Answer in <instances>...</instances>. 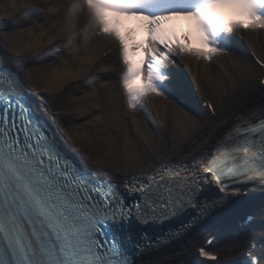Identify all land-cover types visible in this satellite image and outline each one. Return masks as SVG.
<instances>
[{
  "label": "snow or ice",
  "instance_id": "6c2138e0",
  "mask_svg": "<svg viewBox=\"0 0 264 264\" xmlns=\"http://www.w3.org/2000/svg\"><path fill=\"white\" fill-rule=\"evenodd\" d=\"M0 14L15 21H0V264H158L145 258L230 196L264 190V59H233L228 79L215 68L234 52L233 33L264 35V0H0ZM177 57L203 64L214 96L192 124L171 103ZM34 87L49 93L39 104ZM220 108L231 109L230 122L217 119ZM76 116L89 119L76 124ZM125 116L135 136L124 132ZM209 124L219 129L212 143L202 135ZM86 125L123 135H92ZM69 141L78 154L120 156L122 170L139 171L106 179L69 155ZM255 221L237 226L238 264H264ZM209 246L215 237L195 247V264H219Z\"/></svg>",
  "mask_w": 264,
  "mask_h": 264
},
{
  "label": "bare ground",
  "instance_id": "6f19581e",
  "mask_svg": "<svg viewBox=\"0 0 264 264\" xmlns=\"http://www.w3.org/2000/svg\"><path fill=\"white\" fill-rule=\"evenodd\" d=\"M0 21H3L6 24L14 25V20H4L2 14H0ZM179 23V22H178ZM129 29L132 28V25L128 26ZM17 30H19L17 28ZM234 37V52L230 54L228 57H221L215 61V68L218 70L220 76H223L225 79H228L227 73L231 72V62L233 59H248L253 60V57L250 55V51H256L261 57L264 58V35H258L256 33H245V32H237L233 33ZM112 60L116 59V49L113 46L112 52ZM138 59V57H136ZM177 64L170 68L172 73L171 83L175 89V99L171 101L172 105L175 106L179 115L182 116L189 124L198 122L206 117V111L203 108V98L204 101L206 99H214V96L210 94V92L206 88V76L205 69L202 63H199L188 57H177ZM34 67L37 71H41L40 63L34 62ZM199 73V86H198V76ZM99 76H115L114 72H97ZM104 81H101L103 83ZM139 84L140 81H137ZM117 91L115 93L117 99L115 103L119 107L121 111L124 109L123 104V95L119 90L118 85ZM197 91L201 92L203 98L200 99ZM48 92L39 90L34 87L32 89V99L36 104L40 103V96H47ZM246 105H237L238 108H244ZM151 111L150 107L148 109ZM229 110H225L220 108L218 111L217 119L222 122H230ZM42 118L48 121V124L55 128L56 125L53 120L49 119L46 113H41ZM154 115V113H153ZM89 119L88 116H76L75 122L76 124H80L81 121H87ZM132 118L130 116L124 117L123 129L130 136H135V126L131 122ZM226 126V124H225ZM148 128H153L152 123H147ZM156 127H159V124H156ZM210 131L206 133H202L207 137V142L212 143L213 137L219 131V129L214 128L211 124H209ZM85 130H90V134L92 135H112L116 137H120L123 135L121 131L118 130L116 126H111L107 128V133L104 131H98L92 125H86ZM58 135H61L58 133ZM178 136H183V133L178 130ZM104 141L101 140L102 144ZM78 145H73L70 141L65 144L66 150H68L72 155L76 156L85 166L92 168L93 170L98 171L101 175L115 179L117 177L129 176L133 174H137L132 172L131 170H122L125 168V164L123 159L120 156H114L109 158L106 161H101L96 156V152H93L91 155L87 153L86 150H81L82 154H78L76 148ZM203 145L197 149V151L192 152V155H197L199 151H201ZM158 147L154 149V151H158ZM179 150V149H177ZM168 157L164 156L163 159H160L159 162L163 163L167 160ZM184 159H191V156H185ZM101 164H106L107 167H101ZM144 170H149L145 168ZM264 208V196L243 197L241 195L235 194L230 196V198L221 206L216 208L212 214L199 225L194 227L192 231L185 236L181 240H177L169 247L161 249L159 252L154 253L151 257H146L145 259H151L153 261L158 262V264H167L169 261H186L195 259L196 254L194 253V249L198 246L208 234H214L213 232H218L220 235L226 231L231 232V230H237V226L239 220L243 218L247 213L251 211H260L261 208ZM259 216V215H258ZM259 219V217H258ZM226 225L224 226V224ZM211 236V235H208ZM221 241L219 238L215 239V247L220 245Z\"/></svg>",
  "mask_w": 264,
  "mask_h": 264
},
{
  "label": "rangeland",
  "instance_id": "374dc122",
  "mask_svg": "<svg viewBox=\"0 0 264 264\" xmlns=\"http://www.w3.org/2000/svg\"><path fill=\"white\" fill-rule=\"evenodd\" d=\"M261 212H264L263 207L260 209L259 212L258 211L252 212L255 213L257 217H259L258 221L252 226V228L255 230H257L259 226H264V218L261 217L260 215ZM225 225L226 223L224 224V226ZM213 233L214 234H208V235L217 234L219 239L221 240L220 246L217 247L219 250L223 252L221 264H238V256H239L238 254L240 250L243 248L242 243L240 241H242L245 238L243 233L235 229L231 230L230 233L229 231H226L221 235L218 232L217 233L213 232ZM195 262H196L195 259H191L184 261V264H195Z\"/></svg>",
  "mask_w": 264,
  "mask_h": 264
}]
</instances>
